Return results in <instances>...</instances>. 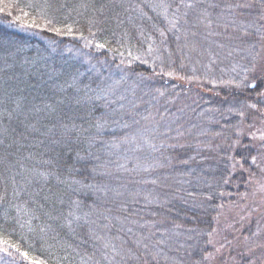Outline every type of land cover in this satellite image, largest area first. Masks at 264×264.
<instances>
[{"label":"trees","instance_id":"1","mask_svg":"<svg viewBox=\"0 0 264 264\" xmlns=\"http://www.w3.org/2000/svg\"><path fill=\"white\" fill-rule=\"evenodd\" d=\"M263 53L264 0H0V264H204Z\"/></svg>","mask_w":264,"mask_h":264},{"label":"rangeland","instance_id":"2","mask_svg":"<svg viewBox=\"0 0 264 264\" xmlns=\"http://www.w3.org/2000/svg\"><path fill=\"white\" fill-rule=\"evenodd\" d=\"M254 139L256 173L249 190L216 220L204 264H264V124Z\"/></svg>","mask_w":264,"mask_h":264},{"label":"water","instance_id":"3","mask_svg":"<svg viewBox=\"0 0 264 264\" xmlns=\"http://www.w3.org/2000/svg\"><path fill=\"white\" fill-rule=\"evenodd\" d=\"M252 87L254 88V85Z\"/></svg>","mask_w":264,"mask_h":264}]
</instances>
